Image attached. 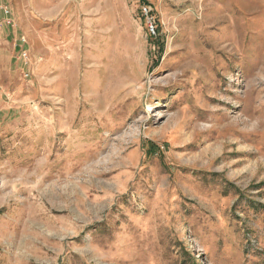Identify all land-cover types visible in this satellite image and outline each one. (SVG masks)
Instances as JSON below:
<instances>
[{"label":"rangeland","instance_id":"obj_1","mask_svg":"<svg viewBox=\"0 0 264 264\" xmlns=\"http://www.w3.org/2000/svg\"><path fill=\"white\" fill-rule=\"evenodd\" d=\"M5 1L0 264H264V0Z\"/></svg>","mask_w":264,"mask_h":264},{"label":"built area","instance_id":"obj_2","mask_svg":"<svg viewBox=\"0 0 264 264\" xmlns=\"http://www.w3.org/2000/svg\"><path fill=\"white\" fill-rule=\"evenodd\" d=\"M152 7L149 5H143L141 7V14L146 19L148 25V31L151 35L155 36L157 33V25L152 14ZM0 22L4 23L8 27H15L13 9L11 5L5 0H0ZM17 49L19 50V60L25 65L29 64V54L26 50L27 41L24 37L18 39ZM30 76L29 72L25 74V77Z\"/></svg>","mask_w":264,"mask_h":264},{"label":"crops","instance_id":"obj_3","mask_svg":"<svg viewBox=\"0 0 264 264\" xmlns=\"http://www.w3.org/2000/svg\"><path fill=\"white\" fill-rule=\"evenodd\" d=\"M5 28H7V29H11L12 27H8V26H6L4 23H1L0 22V30L1 29H5ZM1 37V36H0ZM18 38H16L15 39V42H14V44H13V49L15 50V51H17V45H18ZM6 44H4V46H5ZM4 46H3V48L1 49V56H0V60L2 61L4 58H5V60L6 59H10V54H11V50H12V46L11 45H6L7 47H5L4 48ZM6 62V61H5ZM4 62V63H5ZM3 63V64H4ZM6 74L7 73H10V71H4Z\"/></svg>","mask_w":264,"mask_h":264}]
</instances>
